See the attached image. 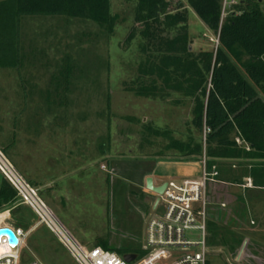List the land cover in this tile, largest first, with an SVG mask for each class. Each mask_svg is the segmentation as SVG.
<instances>
[{"label": "rangeland", "instance_id": "374dc122", "mask_svg": "<svg viewBox=\"0 0 264 264\" xmlns=\"http://www.w3.org/2000/svg\"><path fill=\"white\" fill-rule=\"evenodd\" d=\"M179 4V11L188 16L186 30H168L162 24L156 34L164 39L187 34L189 51L183 54L158 53L149 45L152 30L147 29L153 21L147 0H111L112 19L105 25L79 18L21 16V57L14 66L0 65V148L88 248L100 245L120 255L142 254L153 196L147 197L136 184L140 166L180 156L179 143L201 137L193 124L194 107L200 106L197 94L167 88L147 96L145 89L158 77L144 74L149 63H171L169 71L177 65L183 68V61L190 67L193 60L199 64L202 51L218 46L217 36L188 0H171L166 12ZM247 60L244 54L241 62L233 58L244 74ZM156 83L161 86L162 81ZM210 83L211 74L208 87ZM3 178L0 171V189ZM230 187L234 193L241 190L237 184ZM262 194L236 227L228 222L241 215V208L225 199L210 201L208 264H264ZM38 219L18 199L0 209L1 224L29 230ZM210 220L220 226L215 244L209 238L214 237ZM231 227L236 238L242 237L234 245ZM188 237L200 239L201 234L194 231ZM118 243L124 246H109ZM21 254L23 264H78L46 225L29 233Z\"/></svg>", "mask_w": 264, "mask_h": 264}, {"label": "trees", "instance_id": "16d2710c", "mask_svg": "<svg viewBox=\"0 0 264 264\" xmlns=\"http://www.w3.org/2000/svg\"><path fill=\"white\" fill-rule=\"evenodd\" d=\"M147 1L148 17L153 21L147 29L152 30L149 45L158 53L188 52L187 34L182 33L172 39H164L156 34L162 24L168 30H186L188 16L179 11L182 5L176 6L178 11L173 9L167 13L171 0ZM223 1L188 0L190 7L219 38L215 50L202 51L197 65L194 60L190 62V67L181 62L184 69L177 65L176 70L169 71L171 63H168V67L166 64L156 67L149 63L143 67V72L148 76L154 73L158 75L150 89L145 87L147 96L167 88L179 91L185 88L184 91H190L188 95L197 94L200 106L197 109L194 107L197 114H194L193 124L201 132V137H191L190 142L179 143L181 145H178L177 152L185 158H200L206 154L210 158V165H218L220 181L210 183L209 199L212 202L225 199L230 206L241 208V215L232 217L228 222L236 227L248 216L245 210L253 207L264 193V0H237L226 17L222 18ZM21 16L79 18L105 25L112 19L111 0H0L1 66H14L21 57ZM162 16L165 17L163 22ZM242 54L248 57L243 63L245 74L233 62V58L241 62ZM156 80L162 81L161 86L154 84ZM205 129L210 131L204 140ZM155 130L160 131L158 128ZM236 136H240L250 150L245 145H239ZM246 177L252 178L253 187L242 189L241 184H244ZM235 184L241 187L237 193L227 189ZM17 199L16 189L3 178L0 209L13 206ZM218 218L222 219L221 212ZM217 223L209 221L210 228L214 230V237H209L212 244L217 243L215 232L217 227L220 228ZM232 227L229 231L234 245L241 242L242 237L236 238ZM221 239L224 242L225 237L222 235Z\"/></svg>", "mask_w": 264, "mask_h": 264}, {"label": "built area", "instance_id": "2783aa9c", "mask_svg": "<svg viewBox=\"0 0 264 264\" xmlns=\"http://www.w3.org/2000/svg\"><path fill=\"white\" fill-rule=\"evenodd\" d=\"M237 0H224L222 18L226 17ZM219 38L217 37V45ZM210 129H205L204 140ZM239 145L250 147L236 136ZM201 173L198 177H171L166 181L162 193L151 191L154 199L152 213L146 221L145 241L142 254L128 261L113 249L96 245L91 248L82 244L56 213L41 198L38 188L30 184L0 148V171L17 191L18 200L30 206L39 219L29 230L11 224H1L0 228H10L18 241L12 242L7 234L0 236V264H23L22 249L31 231L46 225L67 249L78 264H208V220L209 186L219 182L216 163L210 165V158L204 154L199 158ZM236 167V164H234ZM242 187H253L251 177L244 178ZM162 185V184H160ZM156 185V186H160ZM225 205V203L223 204ZM200 232V239H190V232ZM29 264H45L34 260Z\"/></svg>", "mask_w": 264, "mask_h": 264}, {"label": "crops", "instance_id": "0c3cea01", "mask_svg": "<svg viewBox=\"0 0 264 264\" xmlns=\"http://www.w3.org/2000/svg\"><path fill=\"white\" fill-rule=\"evenodd\" d=\"M102 167L104 168L105 165L103 164ZM112 169L114 170V168ZM139 169L140 170L137 174L139 176L137 178L138 181L136 180V184L142 189V192H144L147 195V197L148 195H150L153 196L152 197L153 199H154V194L149 189H147L146 186V181L148 177L153 178L154 185H160L166 182L167 178L181 177V176H189L194 178V177H198L201 173L199 158L198 160H194L193 158H185L181 156L167 157L165 159L160 158L154 163H147V164L144 163V165H141ZM48 187L51 188V186ZM244 188H251V187H244ZM149 205L151 207V204ZM36 223H34L31 227H33ZM35 230L36 229H34L33 231ZM109 246H115V248L121 249L124 246V243H118V246H116V244H109Z\"/></svg>", "mask_w": 264, "mask_h": 264}, {"label": "water", "instance_id": "95a60500", "mask_svg": "<svg viewBox=\"0 0 264 264\" xmlns=\"http://www.w3.org/2000/svg\"><path fill=\"white\" fill-rule=\"evenodd\" d=\"M166 182H164L162 185L160 186H156L153 183V178L152 177H148L147 181H146V186L147 189H149L150 191H154L157 193H162L166 187ZM3 234H7L10 238V240L14 243H16L18 241L17 237L15 236L14 232L10 229V228H0V236ZM124 257L128 260L131 261L136 257L135 253H126L124 255Z\"/></svg>", "mask_w": 264, "mask_h": 264}]
</instances>
